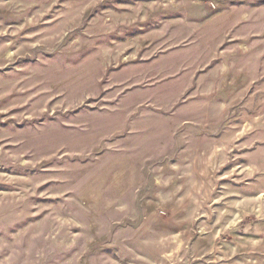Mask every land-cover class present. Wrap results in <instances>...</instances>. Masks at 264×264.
<instances>
[{
    "label": "rangeland",
    "instance_id": "374dc122",
    "mask_svg": "<svg viewBox=\"0 0 264 264\" xmlns=\"http://www.w3.org/2000/svg\"><path fill=\"white\" fill-rule=\"evenodd\" d=\"M0 264H264V0H0Z\"/></svg>",
    "mask_w": 264,
    "mask_h": 264
}]
</instances>
